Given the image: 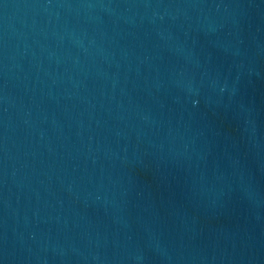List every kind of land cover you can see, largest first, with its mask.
Listing matches in <instances>:
<instances>
[{"label": "water", "instance_id": "obj_1", "mask_svg": "<svg viewBox=\"0 0 264 264\" xmlns=\"http://www.w3.org/2000/svg\"><path fill=\"white\" fill-rule=\"evenodd\" d=\"M0 264H264V0H0Z\"/></svg>", "mask_w": 264, "mask_h": 264}]
</instances>
